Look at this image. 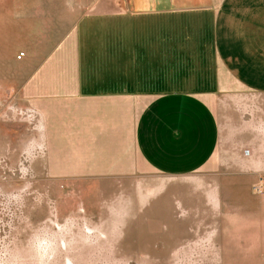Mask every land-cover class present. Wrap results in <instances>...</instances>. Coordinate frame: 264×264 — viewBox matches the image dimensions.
I'll use <instances>...</instances> for the list:
<instances>
[{
  "label": "rangeland",
  "instance_id": "1",
  "mask_svg": "<svg viewBox=\"0 0 264 264\" xmlns=\"http://www.w3.org/2000/svg\"><path fill=\"white\" fill-rule=\"evenodd\" d=\"M120 2L0 0V264H264L261 140L244 98H211L220 144L172 174L141 158L114 106L59 101L75 21Z\"/></svg>",
  "mask_w": 264,
  "mask_h": 264
},
{
  "label": "crops",
  "instance_id": "2",
  "mask_svg": "<svg viewBox=\"0 0 264 264\" xmlns=\"http://www.w3.org/2000/svg\"><path fill=\"white\" fill-rule=\"evenodd\" d=\"M120 1L80 13L56 101L114 106L118 122L131 118L141 158L172 174L212 157L223 128L211 98L237 93L264 175V0Z\"/></svg>",
  "mask_w": 264,
  "mask_h": 264
},
{
  "label": "built area",
  "instance_id": "3",
  "mask_svg": "<svg viewBox=\"0 0 264 264\" xmlns=\"http://www.w3.org/2000/svg\"><path fill=\"white\" fill-rule=\"evenodd\" d=\"M23 52H21L20 54H18V56H21Z\"/></svg>",
  "mask_w": 264,
  "mask_h": 264
}]
</instances>
